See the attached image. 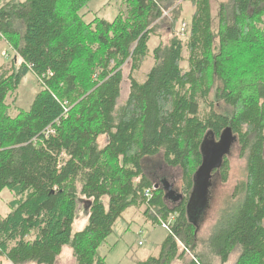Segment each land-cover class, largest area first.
<instances>
[{"label": "trees", "instance_id": "trees-1", "mask_svg": "<svg viewBox=\"0 0 264 264\" xmlns=\"http://www.w3.org/2000/svg\"><path fill=\"white\" fill-rule=\"evenodd\" d=\"M91 1L0 8L13 69L21 62L0 76V196L13 198L11 212L0 215V264H56L66 246L75 264H106L99 249L131 208L168 226L159 253L137 264L226 263L235 254V264H264V0L223 1L217 29L214 0H124L113 21L87 22L81 12ZM184 2L195 12L184 35L175 34L186 24ZM166 26L171 38L151 52ZM151 57L141 83L135 74ZM126 65L130 90L119 105ZM29 72L40 92L13 116L8 98ZM227 131L246 179L219 230L202 242L189 217L195 176L206 139L219 142ZM158 156L182 173L185 199L174 209L144 170ZM215 171L228 181L227 157ZM81 206L88 225L73 233Z\"/></svg>", "mask_w": 264, "mask_h": 264}, {"label": "rangeland", "instance_id": "rangeland-1", "mask_svg": "<svg viewBox=\"0 0 264 264\" xmlns=\"http://www.w3.org/2000/svg\"><path fill=\"white\" fill-rule=\"evenodd\" d=\"M21 3L26 0H0V8L9 2ZM225 0H214V21L215 28H218V11L219 5ZM183 7V22H185L187 29H189L191 18L195 12L190 3L184 2ZM124 0H93L88 6L81 12L82 14L88 13L86 18L87 22L93 21L95 18L105 19L107 21H113L120 10H124ZM168 16V14H165ZM169 26L164 29L158 30L157 33H161V36L152 38L151 52L156 48L159 43L166 44L170 36ZM182 28V27H181ZM181 28L175 30V34H181ZM174 33V32H173ZM240 48L238 53L240 54ZM242 53V52H241ZM152 56V55H151ZM184 66L188 67V54L185 51ZM238 60L242 55H236ZM17 59L15 52L7 41L0 36V76L2 74H11L13 71H17L20 67V60L13 69L12 61ZM154 65L153 58L151 57L143 67L135 74V78L139 82H144L147 74ZM130 72V65H126L124 68V81L122 85V95L119 101V105H122L127 100L130 90V83L128 80ZM40 81L32 73L25 74L22 78V82L16 93L12 94L7 101L9 105V112L16 116L21 111H27L37 94L40 92ZM213 95V94H212ZM211 95V99H214V95ZM217 104L218 109L223 107ZM105 141L103 140V144ZM217 144L209 136L205 141L206 148L202 149L203 159L208 157V147H213ZM229 162V174L228 181L224 183L221 179V175L218 171H213L210 177L207 179L206 197L204 198V204L201 205L204 209H199L198 213H195V208L191 210L190 220L196 221L198 224V238L200 241H207L210 236L219 230L217 226L220 214L226 210L231 204L235 203L234 193L236 188L246 179V161L240 156V147L236 141L230 148V152L227 155ZM144 170L152 182L156 186L163 187L164 183H168L175 193L183 196L182 191V173L180 169H172L167 167L161 156L146 159L144 162ZM199 177L196 178V181ZM12 196L8 191L3 192L0 196V215L5 216L11 212L8 204L12 201ZM185 199V198H184ZM170 208L174 209L177 204L180 203L170 200ZM200 205V204H198ZM143 208H131L128 209L123 217L117 222L114 227V232L109 236L107 241L99 249V254L105 257L106 264H137L138 262L146 259L150 255H157L159 253L160 246L168 236V229L162 225L153 224L151 221L146 220L143 215ZM89 211L85 207H80L78 216L73 227V233L82 231L88 225ZM237 260V254L231 256L230 260L226 263H222L220 259H216L214 264H235ZM6 261H4L5 263ZM8 264V263H7ZM33 264V263H28ZM56 264H75L73 257V250L70 246H66L61 255L58 257Z\"/></svg>", "mask_w": 264, "mask_h": 264}, {"label": "water", "instance_id": "water-1", "mask_svg": "<svg viewBox=\"0 0 264 264\" xmlns=\"http://www.w3.org/2000/svg\"><path fill=\"white\" fill-rule=\"evenodd\" d=\"M230 131V130H229ZM229 131L225 132L223 136L221 137V140L215 143L213 147L209 146L208 149V157L206 159H203V165L201 166L200 170L195 176V189L193 191V195L191 197L190 203H189V209H190V216H191V210L192 208H195V213L197 214L199 209L201 211L204 209L203 205L204 198L206 197V189H207V179L210 177V174H212L213 171L216 169H219L221 167L223 160L225 157H227L228 153L230 152V148L233 144L234 137L228 133ZM205 143L202 146V149L206 148ZM199 177V180L196 181V178ZM159 187V186H156ZM175 194V192L173 191ZM182 195H176L175 201L178 202L182 199ZM168 198V197H167ZM200 204V205H198ZM191 221L197 226L198 224L196 221Z\"/></svg>", "mask_w": 264, "mask_h": 264}, {"label": "flooded vegetation", "instance_id": "flooded-vegetation-1", "mask_svg": "<svg viewBox=\"0 0 264 264\" xmlns=\"http://www.w3.org/2000/svg\"><path fill=\"white\" fill-rule=\"evenodd\" d=\"M159 188H161L165 191V194L168 197V199H167L168 201H170V200L175 201L176 195H179L177 193H175V194L173 193L174 190L172 189V187L168 183H164L163 187L159 186ZM183 199H184V197H182V199L180 200V203H181V201H183Z\"/></svg>", "mask_w": 264, "mask_h": 264}, {"label": "built area", "instance_id": "built-area-1", "mask_svg": "<svg viewBox=\"0 0 264 264\" xmlns=\"http://www.w3.org/2000/svg\"><path fill=\"white\" fill-rule=\"evenodd\" d=\"M185 30H186V25L184 24V25L182 26V28H181V32L183 33V35H184V33H185ZM49 133H53V131L50 130ZM145 193H146L145 195H146L148 198L151 197V193H150V191H146ZM162 226H163L164 228L168 229V226H167L166 223H162Z\"/></svg>", "mask_w": 264, "mask_h": 264}]
</instances>
